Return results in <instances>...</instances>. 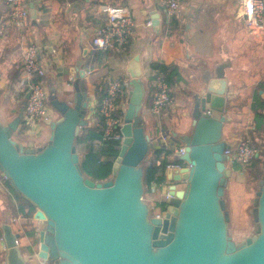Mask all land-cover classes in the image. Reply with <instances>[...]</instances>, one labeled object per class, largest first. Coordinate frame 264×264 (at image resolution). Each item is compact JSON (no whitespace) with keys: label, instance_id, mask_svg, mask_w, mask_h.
I'll return each instance as SVG.
<instances>
[{"label":"water","instance_id":"obj_1","mask_svg":"<svg viewBox=\"0 0 264 264\" xmlns=\"http://www.w3.org/2000/svg\"><path fill=\"white\" fill-rule=\"evenodd\" d=\"M30 18L36 25L34 2ZM159 18L153 10L156 31ZM127 71L133 88L112 179L96 181L81 170L76 138L86 124L90 99L83 101L79 93L75 105L57 101L60 116L47 120L51 143L35 152L13 137L20 129L26 133L21 125L26 101L13 120L5 126L0 121V170L36 207L34 219L46 223L39 231L38 253L26 256L13 225L4 221L3 264H43L49 259H58L54 264H264V182L258 200L261 233L240 248L228 236L222 196L234 171L224 154L228 143L221 140L231 105L225 67L217 64L201 70L202 84L192 99V131L183 137L186 153L181 159L189 166L167 176V183L186 180V184L178 190L166 186L162 217H151L144 200L141 164L156 142L146 135L139 117L145 94L140 55L130 61Z\"/></svg>","mask_w":264,"mask_h":264},{"label":"crops","instance_id":"obj_2","mask_svg":"<svg viewBox=\"0 0 264 264\" xmlns=\"http://www.w3.org/2000/svg\"><path fill=\"white\" fill-rule=\"evenodd\" d=\"M30 2H34L37 9V23L34 25L31 20L29 27L20 29L10 22L9 7L5 0H0L2 123H9L17 116L29 93L22 56L30 42L40 46L39 58L47 66L45 81L49 91L54 90L56 103L65 100L75 105L78 93L83 101L90 99L85 117L86 124L90 125L99 124L97 102L104 94V80L107 77H131L127 71L128 65L136 55H140L145 94L139 117L146 135L156 142L141 165L144 171L146 164L155 165L157 170V179L145 182L144 200L153 213H159L161 203L166 199V186L176 190L185 187L184 183H167L169 172L165 169L167 156L162 151L163 144H184L183 137L192 131V99L194 91L202 84L201 70L220 64L225 67V76L229 81L227 97L231 102L225 114L221 140L231 144L238 137L246 136L260 149L258 158L264 160V35L249 34L244 24L237 20L238 0H178L179 9L171 16L160 6L159 0ZM109 3L129 8L136 21L135 31L123 48L96 49L92 45L94 31L106 21V14L100 6ZM153 10L160 13L159 31L146 26L148 20L152 21ZM158 64L170 67V94L174 99L173 106L167 108L161 117L153 116L150 111L157 75L162 72L167 79L160 68L153 69ZM56 103L48 106L50 119L60 116L55 108ZM127 107L128 103L125 112ZM49 124L48 121L41 123L28 134L20 129L14 133L17 135L14 139L26 150L35 152L51 143L52 128ZM163 133L170 137L163 140ZM76 145L80 157L88 147L99 150L103 144L101 140H94L90 143L77 142ZM115 157L101 156L102 176L96 181L114 177ZM27 203L28 199L12 187L0 170V209L5 208L14 223L18 222L17 219L27 222V218L20 214L14 217L18 206ZM0 216L4 222V217ZM29 242L30 239L27 245H30ZM0 248H3L2 243Z\"/></svg>","mask_w":264,"mask_h":264},{"label":"built area","instance_id":"obj_3","mask_svg":"<svg viewBox=\"0 0 264 264\" xmlns=\"http://www.w3.org/2000/svg\"><path fill=\"white\" fill-rule=\"evenodd\" d=\"M9 7L10 22L20 29L30 26V3L29 0H5ZM160 6L165 9L169 16L175 15L179 9L178 0H159ZM101 11L106 14V21L95 29L92 37V45L101 50H117L123 48L133 35L136 21L126 5L104 4L100 6ZM236 18L242 22L251 35H264V0H238ZM146 26L151 28L152 21L148 20ZM2 30H0V33ZM40 46L30 42L23 52V73L28 81V97L26 98L22 128L28 134L41 123L50 119V112L47 106L49 87L45 81L47 74L46 63L39 58ZM36 79V80H35ZM104 94L98 100V110L103 118L102 144L119 142L122 146L125 136L122 127L125 123V106L129 101L130 92L133 88L132 78L107 77L104 80ZM151 114L161 117L165 110L174 104L173 96L170 94V85L162 72H159L155 79V86L152 91ZM170 136L162 134L166 140ZM163 153L167 156L165 169L167 172L179 173L184 167L189 166L181 159L186 153L185 144H163ZM228 157V163L248 164L258 158L260 149L252 140L246 136L238 137L234 143L228 144L224 150ZM5 178L7 176L4 174ZM186 184V180L183 182ZM154 216H160L154 213ZM1 250H6L3 238ZM19 239L17 240V243Z\"/></svg>","mask_w":264,"mask_h":264},{"label":"rangeland","instance_id":"obj_4","mask_svg":"<svg viewBox=\"0 0 264 264\" xmlns=\"http://www.w3.org/2000/svg\"><path fill=\"white\" fill-rule=\"evenodd\" d=\"M54 94V90L49 91L48 106L56 103L55 99H53ZM15 136L17 135L13 134V137ZM222 145L225 147V144ZM261 159V157L255 158L245 165L238 163L230 165L228 163V166L233 169L234 174L222 196L223 209L224 213L229 217L227 223L228 236L237 248L245 246L248 238H256L262 230V225L258 219V200L264 182V160ZM148 206L150 205L148 204ZM0 214L6 222L11 223L15 227L14 230L21 241V247L23 249L27 248V241L30 239L29 243H32V248L38 253L40 242L39 233L37 234L36 230L42 229V223L34 219V217L30 218L31 222L30 219H27V222L23 219H17L18 222L14 223L5 208L0 209ZM0 222L3 223L1 216ZM32 231L36 235L31 239L30 234ZM4 259L5 250H1L0 248V264L3 263ZM52 260L49 259L44 264H51Z\"/></svg>","mask_w":264,"mask_h":264},{"label":"trees","instance_id":"obj_5","mask_svg":"<svg viewBox=\"0 0 264 264\" xmlns=\"http://www.w3.org/2000/svg\"><path fill=\"white\" fill-rule=\"evenodd\" d=\"M160 68L167 75V80L170 85H172V80L169 78L168 70L170 67L164 64L154 65L153 69ZM36 80V79H35ZM100 115V120L98 125L85 124L78 137L76 138V144L85 142L90 143L94 140H102L103 136V118ZM89 124V125H88ZM121 144L119 142H110L108 144H103L102 148L95 150L93 147H88V150L81 154L80 156V167L83 174L86 177H90L94 180L100 179L102 173L100 172L101 156L103 154L110 156H117L120 152ZM145 182L150 183L157 179L156 166L153 164H146L145 167ZM36 212V207L28 200L27 204H20L18 210L14 211V217H18L20 214L22 217L30 219ZM31 239L35 236L34 231L30 234ZM2 238V229L0 227V239Z\"/></svg>","mask_w":264,"mask_h":264},{"label":"flooded vegetation","instance_id":"obj_6","mask_svg":"<svg viewBox=\"0 0 264 264\" xmlns=\"http://www.w3.org/2000/svg\"><path fill=\"white\" fill-rule=\"evenodd\" d=\"M163 214H164V213H163L162 211L159 212V215H160L161 217L163 216ZM154 215H156V214H154V213L150 210V216L152 217V216H154ZM42 226H43L44 228H46V223H43ZM39 231H40V230H36L37 234H38ZM36 232H35V233H36ZM38 235H39V234H38ZM18 244H19V246L21 247L20 240H19ZM21 250H22L23 253L26 254V256H27V255H32V254H37V252L32 248V243H31L30 245H27V248H24V250H26V251H23V248H22V247H21ZM51 260H52V259H51ZM57 261H58V259H53L51 264H54V263L57 262ZM43 264H44V261H43Z\"/></svg>","mask_w":264,"mask_h":264}]
</instances>
